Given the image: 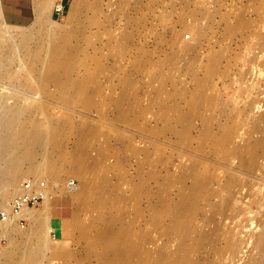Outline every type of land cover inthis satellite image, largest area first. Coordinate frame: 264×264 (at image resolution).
I'll return each instance as SVG.
<instances>
[{"label":"rangeland","instance_id":"rangeland-1","mask_svg":"<svg viewBox=\"0 0 264 264\" xmlns=\"http://www.w3.org/2000/svg\"><path fill=\"white\" fill-rule=\"evenodd\" d=\"M59 2L63 12L57 15L51 9L48 26L77 32L69 48L76 47L78 67L70 79L59 81L69 90L67 100L59 98L58 85L39 78L43 65L29 63L9 38L11 27L0 20V43L14 49L9 69L22 76L0 78V115L15 107L33 112L32 122L47 132L36 158L40 170L47 166L52 126L60 127L59 148L69 159L58 184L45 174L25 175L15 183L19 190L29 180L44 182L50 215L39 240L19 235H31L27 214H43L44 201L23 212V225L0 224L13 230L11 237L0 230V264H24L25 252L33 258L26 264H109L112 258L100 254L105 247L119 251L111 264H157L160 249L159 264H179L180 240L173 221L187 202L196 234L206 236L205 249L199 257L191 255L188 264L207 257L213 234L222 247L228 236L237 242L235 256L225 252L219 263L252 264L261 254L255 241L264 226V149H256L251 169L246 151L252 140L264 142V122L259 123L264 116V0ZM73 3L79 6L77 17L70 15ZM35 29L33 22L13 30ZM22 79L32 90L21 86ZM120 96L121 109L112 104ZM79 105L84 108L80 112L75 110ZM122 107L129 128L112 124ZM72 157L81 160L85 173L71 171ZM83 185L89 188L74 198ZM152 207L167 211L158 208L156 215ZM112 219L126 226L129 244L141 251L140 257L122 249L116 239L93 246ZM57 223L61 235L53 227ZM169 229L175 232L167 239ZM59 246L62 252L55 255ZM142 252H149V259Z\"/></svg>","mask_w":264,"mask_h":264},{"label":"bare ground","instance_id":"bare-ground-1","mask_svg":"<svg viewBox=\"0 0 264 264\" xmlns=\"http://www.w3.org/2000/svg\"><path fill=\"white\" fill-rule=\"evenodd\" d=\"M32 2H33V10H34V23H35L36 29L34 30V32H32V31L20 32V31H14L13 30V29H17V28H10V29H12V31H10V33H9V38L14 39L17 46L19 45V48L22 51H24L26 57H28V59L30 60V62L28 61L29 63L39 62L40 64L43 65L44 73L41 76H39V78L42 79V81H44V83H54L55 85H58L57 90L59 91V98L61 100H67L68 99V97H67L68 92L67 91H69V90H67V88H65L66 86H64V87L59 86V83H60L59 81H62V80L67 81V79L73 73L72 71L75 69V67L79 63V59L77 58V54L75 53V52H77L76 47L74 46V47H72V49L69 48V41H72L70 39L77 32L75 34H74V32H72L73 34L72 33L70 34V32L68 33V31L63 32L59 28H50L48 26L49 21H50L49 13H50L51 9L54 11L56 8L60 7L59 3H57V0H32ZM78 8H79L78 4L73 3L71 6V9H70V15L77 17ZM208 16L211 17L210 15H208ZM0 20H1V16H0ZM1 23L3 26H6V24H4V22H2V20H1ZM6 27H8V26H6ZM76 37H77V34L75 35V38ZM73 38H74V36H73ZM77 41H75L76 44L78 43ZM79 44H77L78 48L80 46ZM0 48H2V49H0V78L1 79L7 78V77H9V78L10 77L11 78L21 77L22 78V76H19L18 74H15L14 72H11V70L9 69V65H11V63L13 62V58H14L13 46L8 45V46L2 47V44H1ZM73 48H75V49H73ZM78 50H80V52H81L80 48ZM47 51H48V53H47ZM73 51H74V53H73ZM41 53H44V55H40ZM42 65H41V67H42ZM30 70H31V72H34L35 66L31 65ZM23 81H24V79H22V83H20L21 86L28 89V90H32L33 87H31L28 83H26V81H24V82ZM68 82H71V81H68ZM77 88H78L77 90L80 89L79 91L81 93L83 90L81 88V86H77ZM70 90H71V88H70ZM121 92H123V91H121ZM123 97L120 96V98H118V100H115L116 102H112V104L114 106L116 104V106H118V108H120L121 106H124V105H122V102H123L122 100L124 99ZM88 98L89 97L87 95L86 99H88ZM111 100L112 99H110V101L108 100L109 103L111 102ZM83 101L86 104H88L85 99H83ZM88 101H89V99H88ZM91 105L92 106H89V107H96L97 106L94 104H91ZM86 107H88V105ZM97 107H99V106H97ZM81 109L82 110L84 109L83 106H81V105L75 107V110H78V112H80ZM122 109H124V108L122 107ZM124 110H126V111H124ZM124 110H120V111L117 110V111H119V113L117 112L118 114L116 113L118 116L115 120L113 119L114 121L112 123V124L116 125L115 127H118L120 129L129 128V123L126 121L127 120L126 116L128 114L127 109L125 108ZM32 114H33V112L30 110L27 111L26 109L23 110V109H19L18 107L17 108L15 107L12 110H10V109L7 110V112L5 109V112H3V114L0 115V158L2 159V166H3L2 168H0V203L1 202L2 203L7 202L9 200V198L11 197L12 192L18 191V186L15 188V183L17 182V180L19 178H21L25 175L38 177L40 175L45 174V175L50 177L53 184H58L62 180L63 174L69 168V165L67 164V163H69L68 154L60 151V148H59L60 144H59V138L58 137H59L60 127L55 125L49 129L50 150L47 151V153L45 152L46 157L44 158L46 163H47V166L45 169L40 170V167L36 164V158L38 156L39 150L42 151V149H44V147L46 145L47 139H44V138L47 136V132L45 134V132L40 130L41 124L36 123V121L32 122V120H31ZM262 121L264 122V116H261V118L259 119V123ZM130 126H131V124H130ZM255 129H256V127H255ZM163 131H164V129H163ZM166 131L170 133V131L172 132V128L167 127ZM167 132H165V133H167ZM231 135L228 134V136H231ZM228 136H226V137L228 138ZM247 146H248V149L246 152L250 156V159L248 161V165H249V168L251 169L254 166V159L256 157L255 151L257 148H260L263 150L264 149V142L261 140H252L251 142L248 143ZM72 158H73V160H72L73 165H72L71 171L75 172V174H77L78 172L79 173H85L84 170L86 168L84 169V166L81 165V160H79V158H76V157H72ZM80 175H82V174H80ZM103 180H105V179H103ZM104 183L107 184L106 182H104ZM104 185H101L102 188ZM86 188H89V187H87L86 185H83L82 190L75 191V192L73 191L74 193L72 195L74 196V198L78 199V197H80V195L82 193L86 192ZM87 191H88V189H87ZM68 192H71V191H68ZM48 198H49V196L47 197V200H44V204L46 205V208L44 209L43 214L28 212L27 216L30 215L29 220H31L33 223V227H32L33 229L31 231V235L29 233L23 234V235L21 234V235H19V236H21V238L22 237L28 238L31 236L35 237L38 240L41 238V236H40L41 227L43 229V225L45 226V220H47L49 218V215H50L48 212L49 211V205H48L49 199ZM187 204H188V202H187ZM187 204L179 211L178 215L176 217H174L175 219L173 221L175 223V229L177 231L178 240H180V244H179V247H178L177 253H176L177 254L176 260L178 261L179 264H188L191 255L198 256L200 254L199 251L201 249H205L202 247H203L204 241L206 240V236H202L201 234H198V233L196 234V229L193 228L192 220H190L191 214L193 213L192 215L194 216V212L189 207L190 205L189 204L187 205ZM0 207H1V204H0ZM1 208H3V205ZM152 208H156V207H152ZM158 208L160 209L162 207H157L156 208L157 211L154 209V212L156 213V215H158L157 214ZM163 209L166 210L165 208H162V210ZM187 220H189V221H187ZM63 224L66 225V222H64ZM121 224H122V222H119L118 220H114V219L108 221L105 225L107 227H109V229L107 230V232H105V234L102 237L100 236L101 240L99 239L100 237L97 238V241H95L96 239L93 240L94 241L93 246H94V243H95V245L97 244L99 246L100 245L103 246L104 242H106V239H108L109 241L111 240L110 242H112L114 239H116V240L121 241L122 247H123L122 249L131 253L133 256L135 255L137 257H140L141 251L138 248L134 247V245L129 244V240H128L129 239V231L125 225L122 226ZM0 230H1V232L3 231V233L6 234V236L11 237L10 235L13 231V230H11V228L8 229L7 226H6V228L0 227ZM68 232H69V230H66L64 235L67 236ZM174 232L175 231H173V233ZM173 233H172V230L169 229V231L166 232L167 239H170L171 234L173 235ZM214 233H216V232H214ZM85 235H87V234H85L84 230L80 231L81 237H85ZM168 235H170V236H168ZM192 235H194V237L188 243V241L192 237ZM213 235H214V237L213 236L209 237V240H208V244L210 247H209L208 251L206 252L207 257L206 258L203 257L202 259L198 258V260L195 264H221L218 261L223 259L225 252H227L228 255H234L235 254L236 246H237L236 241L233 242V240L229 239V236H228L227 238H224L226 244L224 247H222L223 245L221 246V244H220L221 239L218 238L216 234H213ZM86 238H87V236L85 238H83L82 241H85ZM145 239H146V237L143 238L144 242H146ZM255 246L257 249L260 250L261 254H260V257L258 259L255 258L256 260L252 261V264H264V226L262 228L261 233L258 235V237L255 241ZM89 247H91V246H89ZM114 247H116V246H114ZM105 248L106 249H104L103 252H101L100 254L103 253V255H107L108 259L111 257L113 262L118 260L120 254L118 253L119 251H117L116 248H112V247H105ZM61 252H62L61 247L59 246L58 251H55L54 253H55V255H60ZM87 253H89V252H87ZM142 253L144 254V259H149V257H150L149 252H142ZM157 253L159 255V258L157 259L156 262H157V264H159V263H161V261H163L162 249L158 250ZM91 255H93V253ZM234 256H232L233 259H234ZM22 257H23L22 260H23L24 264L31 262V260L33 259L31 256H27L26 252L24 255L22 253ZM98 257H100V256H98ZM103 257H105V256H103ZM229 257H231V256H229ZM109 260H108V262H109ZM112 260L110 262H112ZM231 260H232V258L230 259V262H231ZM110 262H109V264H111ZM6 264H18V262L9 261Z\"/></svg>","mask_w":264,"mask_h":264},{"label":"built area","instance_id":"built-area-1","mask_svg":"<svg viewBox=\"0 0 264 264\" xmlns=\"http://www.w3.org/2000/svg\"><path fill=\"white\" fill-rule=\"evenodd\" d=\"M59 4L60 7L54 10L57 15L63 12V7L60 2ZM46 191L44 182L29 180L22 183L13 199L0 209V224L23 225L26 221L23 212L42 203L47 198Z\"/></svg>","mask_w":264,"mask_h":264},{"label":"crops","instance_id":"crops-1","mask_svg":"<svg viewBox=\"0 0 264 264\" xmlns=\"http://www.w3.org/2000/svg\"><path fill=\"white\" fill-rule=\"evenodd\" d=\"M0 16L2 22L11 28L23 29L34 22L32 0H0ZM61 233V224L53 226Z\"/></svg>","mask_w":264,"mask_h":264}]
</instances>
